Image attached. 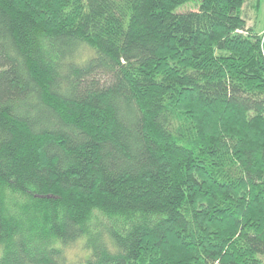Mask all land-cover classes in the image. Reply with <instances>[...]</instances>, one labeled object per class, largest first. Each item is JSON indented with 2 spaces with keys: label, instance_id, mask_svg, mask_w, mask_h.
<instances>
[{
  "label": "trees",
  "instance_id": "obj_1",
  "mask_svg": "<svg viewBox=\"0 0 264 264\" xmlns=\"http://www.w3.org/2000/svg\"><path fill=\"white\" fill-rule=\"evenodd\" d=\"M248 3L0 0V264H264Z\"/></svg>",
  "mask_w": 264,
  "mask_h": 264
},
{
  "label": "rangeland",
  "instance_id": "obj_2",
  "mask_svg": "<svg viewBox=\"0 0 264 264\" xmlns=\"http://www.w3.org/2000/svg\"><path fill=\"white\" fill-rule=\"evenodd\" d=\"M193 2L184 5L177 10V13L182 11L195 10ZM244 16L247 20V26L249 28L256 29L259 33L264 31V0H249V3L244 8ZM81 253L78 248H72L69 250V255L72 258L79 256Z\"/></svg>",
  "mask_w": 264,
  "mask_h": 264
}]
</instances>
